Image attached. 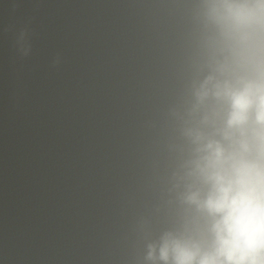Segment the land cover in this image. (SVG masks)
<instances>
[{"label":"clouds","instance_id":"obj_1","mask_svg":"<svg viewBox=\"0 0 264 264\" xmlns=\"http://www.w3.org/2000/svg\"><path fill=\"white\" fill-rule=\"evenodd\" d=\"M191 12L197 50L186 98L170 110L176 218L144 262L264 264V0H192ZM30 23L14 42L22 57Z\"/></svg>","mask_w":264,"mask_h":264}]
</instances>
